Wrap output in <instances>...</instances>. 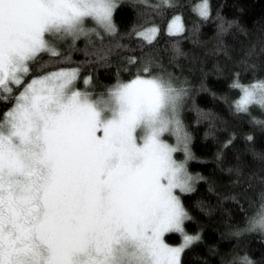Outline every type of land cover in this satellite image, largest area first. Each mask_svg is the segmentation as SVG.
<instances>
[{
	"label": "snow or ice",
	"instance_id": "6c2138e0",
	"mask_svg": "<svg viewBox=\"0 0 264 264\" xmlns=\"http://www.w3.org/2000/svg\"><path fill=\"white\" fill-rule=\"evenodd\" d=\"M120 4L0 0V94L6 102L0 114V264H183L186 250L202 239L186 228L193 217L182 200L205 179L188 167L197 157L182 118L186 80L150 68L151 57L126 75L118 70L115 82L103 86L91 75L83 77L87 87L78 86L80 67L45 70V55L72 63L61 56L60 43L72 51L83 37L87 51L94 38L118 35ZM195 11L208 20L209 0H200ZM218 19L227 30L231 22ZM159 31L153 24L136 35L154 41ZM184 31L182 17L174 15L167 32ZM249 67L255 72L257 65ZM233 86L240 92L235 111L264 131V121L253 115L264 110V78L237 79ZM167 233H179L182 242L170 243ZM250 233L264 238V203L243 223L230 215L225 220L222 235L236 244L222 255L224 264H264L240 254Z\"/></svg>",
	"mask_w": 264,
	"mask_h": 264
},
{
	"label": "trees",
	"instance_id": "16d2710c",
	"mask_svg": "<svg viewBox=\"0 0 264 264\" xmlns=\"http://www.w3.org/2000/svg\"><path fill=\"white\" fill-rule=\"evenodd\" d=\"M161 1L121 2L114 12L118 35L94 38V45L87 51L83 37L72 51L61 43V56H70L72 63H58L59 58L49 61L45 55V70L80 67L78 86H85L83 77L89 75L103 86L115 82L118 70L126 75L133 65L151 57L150 68L170 71L186 80L190 87L182 118L197 157L188 162V167L205 179L197 181L193 192L182 196L193 217L185 226L191 234L199 232L202 237L186 250L183 264H224L222 255L236 244V238L222 235L225 220L230 215L233 223H243L246 214H253L264 203V131L235 111L240 92L233 86L237 79L250 83L253 75L264 78V0H209L212 15L208 20L195 11L200 0H172L175 7ZM157 5H163V10ZM177 14L183 19L185 31L168 33L167 24ZM218 16L231 22L227 30L221 31ZM153 24L160 29L154 41L136 35ZM107 49L110 51L105 57ZM131 57L137 61H131ZM251 64L257 65L255 72ZM5 111L6 102L0 94V114ZM253 115L264 121V110L257 108ZM167 236L172 237L170 243L181 241L178 233ZM245 251L264 262V238L259 233L246 234V248L240 254Z\"/></svg>",
	"mask_w": 264,
	"mask_h": 264
},
{
	"label": "rangeland",
	"instance_id": "374dc122",
	"mask_svg": "<svg viewBox=\"0 0 264 264\" xmlns=\"http://www.w3.org/2000/svg\"><path fill=\"white\" fill-rule=\"evenodd\" d=\"M123 1H127V0H121V2H123ZM137 1H147V0H137ZM159 2L161 1V0H158ZM162 2V1H161ZM172 34H175V33H172ZM142 38H144V37H142ZM145 39V38H144ZM146 40V39H145ZM61 44V43H60ZM172 142H174V137H173V140H172ZM184 194H186V193H184ZM182 196H183V194H182ZM168 234H172V233H167L166 234V236L168 235ZM179 234V233H178ZM180 242H182V238H181V241ZM179 242V243H180Z\"/></svg>",
	"mask_w": 264,
	"mask_h": 264
}]
</instances>
